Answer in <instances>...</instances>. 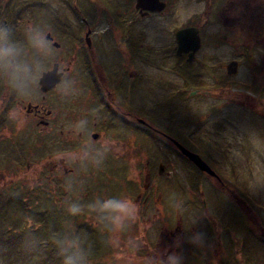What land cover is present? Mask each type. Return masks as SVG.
<instances>
[{
	"label": "flooded vegetation",
	"instance_id": "obj_1",
	"mask_svg": "<svg viewBox=\"0 0 264 264\" xmlns=\"http://www.w3.org/2000/svg\"><path fill=\"white\" fill-rule=\"evenodd\" d=\"M99 1L103 0H0V23L13 26L16 38L23 20L25 29L29 25L38 27L52 42V51L43 59L46 65L42 73L56 66L58 76L51 88L43 89L39 78L22 93L0 85V195L7 198L14 193L15 200H22V208L29 209L28 199L36 197L37 201L44 194L51 204L46 211L47 220H53L54 204L61 203L65 209L61 223L74 234L80 228L94 232L106 229L109 234L106 221L88 205L109 197L131 199L136 214L126 225L139 228L131 246L154 261L161 253L168 254L175 242H164L176 230L181 236L182 230L181 221H176L173 229H162L161 222L165 221L161 205L171 206L173 202L187 212L188 203L183 205L182 196L183 193L188 196V192L202 207L204 204V197H197L190 188L181 190L180 177L198 174L220 184L224 182L217 172L215 177L200 170L183 154L178 143L205 160L194 144L183 139L181 131L187 125L194 127L197 121L189 117L177 119L175 113L183 95L211 96L223 86L198 84V73L188 70V66L195 61L201 43L189 60V51L177 52L175 33L174 52L171 50L175 60L165 64V45L154 39L149 29L150 18L162 17L164 11L181 0H159L164 2V11L139 9L136 0H120L116 5L114 0H106L112 7L103 12ZM248 1L224 0L222 16L227 25L239 19L237 26L231 27L239 31L240 46L256 49L264 39V0H254V5ZM235 4H240L241 9ZM246 8L248 15L243 11ZM174 10L175 7L173 15ZM247 17L251 20L249 26L245 23ZM146 20L141 28H135ZM183 26H196L200 35L199 23L180 27ZM56 33L66 37L57 40ZM65 41V47L61 48ZM166 71L169 75L164 74ZM188 81L194 86H188ZM166 95L173 100L170 108L174 113L168 111L165 103H160ZM165 114L174 115V120ZM222 189L219 191L227 196L229 188ZM72 202L83 206L79 215L67 212ZM229 202L237 203L240 208L245 206L240 204L242 198L236 193ZM231 222L235 229L245 231L247 227L243 225L245 220ZM250 223L258 228L252 232L249 250L252 245H264V237L259 235L264 234V225L258 220L246 224ZM206 230L209 237L219 235L213 226ZM161 237L163 242L158 243ZM151 238L156 245L152 252ZM237 240V245L242 243L241 238ZM97 241L93 236L88 242ZM216 243L224 256L228 241L217 237ZM186 248L180 244L175 253H183ZM215 249L212 257L218 252ZM237 253L238 263L233 264H255L250 258L247 260L250 251L243 256ZM91 257H95L94 253ZM224 263L227 264L225 258Z\"/></svg>",
	"mask_w": 264,
	"mask_h": 264
},
{
	"label": "rangeland",
	"instance_id": "obj_2",
	"mask_svg": "<svg viewBox=\"0 0 264 264\" xmlns=\"http://www.w3.org/2000/svg\"><path fill=\"white\" fill-rule=\"evenodd\" d=\"M119 1L114 0L113 3L116 5ZM223 2L224 0H181L179 4L171 5L166 11L163 10L162 17L150 18L151 24L148 23L150 31L154 33V39L165 45V64L175 60L172 53L175 30L186 23H199L201 47L197 50L195 61L191 62L188 70L198 73L197 81L202 87L223 86L215 89L211 96L197 94L184 97L183 95L175 111L177 119L189 117L193 119L192 121H197L194 127L187 125L181 129L183 139L194 144L206 161L202 159L209 163L208 165L224 181L220 184L215 179L198 174L186 178L180 177L181 190L182 187H185V190L190 188L197 197L198 195L199 198L204 197L203 207L190 192L188 196L184 193L182 196L183 205L188 203L187 212L183 206L177 208L173 202L171 206L166 203L161 205V216L165 221L161 222L164 223L162 226L164 231L173 229L176 221L182 222L181 236L176 230L174 235L171 234V238L164 242L165 244L175 242L168 254L175 252L176 246L180 244L187 247L179 254L182 257V264H226L224 258L227 264L238 263L237 251L241 252L242 256L246 251H250L247 260L250 258L255 264H264V245H252L250 250L247 248L248 243L253 241L252 232L258 227L252 223L246 224L256 219L264 225V39L259 42L260 45L255 46L256 49L241 47L239 31L231 27V25L237 26L235 24H238L239 19L235 24L233 22L235 19L230 25L224 23ZM248 2L252 5L256 3L254 0ZM100 3L102 12L112 7L106 0ZM237 8L240 10L241 5H237ZM243 11L246 15L249 14L247 8ZM146 22L147 20L140 21L135 28H141ZM245 23L249 26L250 18L247 17ZM24 24L22 20L19 26L21 31L16 33L17 39H23ZM65 37L56 33L57 40H63ZM249 39L253 41V36ZM65 44L66 41L61 48L65 47ZM61 48L57 50V54L61 52ZM232 59L238 61V67L235 73L227 75L225 64ZM167 68L168 66L165 69ZM164 74L169 75L167 71ZM215 80L219 81L218 85L214 84ZM181 83L182 85L185 83L183 78ZM259 87L263 89L257 91ZM170 98L171 96L166 95L160 103H165L168 111L174 113L170 108V104L173 103ZM166 115L174 120V115ZM184 123L182 122V125ZM222 187L225 190L229 188L228 197L219 191L223 190ZM234 192L242 198L246 206L240 208L237 203L229 202L235 195ZM12 195L7 196L6 205L3 206L0 202V264H61L62 258L57 255L56 241L66 237H79L85 247L90 237H96V233L91 229L83 231L84 228H80V232L76 234L72 229L69 231L67 225L61 223L62 212L65 210L61 203L54 204L53 220L51 218L47 220L42 213L46 214L51 204L49 197L44 194L39 196L37 201L36 197L32 200L28 199L27 202L31 205L28 213H24L16 204L22 200H15L16 194ZM234 220L247 221L242 222L245 223L244 226L247 225L245 231L241 228L235 229L234 223L231 222ZM193 221L196 223L193 224ZM126 223L125 221L120 228H115L106 221L110 232L108 234L106 229L100 230L102 237L90 252L88 264H154L162 257L163 253L161 257L152 261L144 252L135 250L131 246V241L138 235L139 228L130 227ZM208 226H213L214 231L217 229L219 235L216 236L215 233L209 237L206 234ZM30 227L36 228L35 234H40L39 239L38 236L34 240L31 239L28 233ZM226 227L228 230L225 235ZM195 233L202 234L201 245L190 242L191 236ZM259 235L264 237L263 233ZM217 237L228 241L224 256L216 243ZM238 238L242 240L239 245L236 244ZM151 239L150 252L153 251V246L154 248L156 246L153 238ZM162 240L161 237L157 242L162 243ZM215 248L218 252L212 257L211 252L215 251ZM49 251L51 254L46 255ZM93 253L94 258L91 257Z\"/></svg>",
	"mask_w": 264,
	"mask_h": 264
},
{
	"label": "clouds",
	"instance_id": "obj_3",
	"mask_svg": "<svg viewBox=\"0 0 264 264\" xmlns=\"http://www.w3.org/2000/svg\"><path fill=\"white\" fill-rule=\"evenodd\" d=\"M51 48L52 42L38 27L29 25L24 29L21 40L16 38L13 26L0 23V85L22 93L29 84L39 80L43 71V59L50 53ZM88 208L115 228H120L136 214V205L127 198L97 199ZM82 211L81 204H68L67 212L70 215H79ZM190 242L201 245L202 234H193ZM56 244L58 255L62 258L61 264H88L90 253L79 237H66L56 241ZM154 264H182V257L173 252L163 255Z\"/></svg>",
	"mask_w": 264,
	"mask_h": 264
},
{
	"label": "water",
	"instance_id": "obj_4",
	"mask_svg": "<svg viewBox=\"0 0 264 264\" xmlns=\"http://www.w3.org/2000/svg\"><path fill=\"white\" fill-rule=\"evenodd\" d=\"M135 6L139 9L161 11L164 8V2L159 0H136ZM176 50L180 52H188V59L191 60L195 54V51L200 47V37L198 28L196 26H184L176 30ZM238 67V63L235 59L230 60L226 64V71L228 74L235 73ZM56 66L51 70L43 72L40 77V84L43 89L51 88L57 81L58 76L55 75ZM194 93V90L191 94ZM183 154H185L198 168L204 170L212 175H217L215 171L195 152L190 151L186 147L178 143Z\"/></svg>",
	"mask_w": 264,
	"mask_h": 264
},
{
	"label": "trees",
	"instance_id": "obj_5",
	"mask_svg": "<svg viewBox=\"0 0 264 264\" xmlns=\"http://www.w3.org/2000/svg\"><path fill=\"white\" fill-rule=\"evenodd\" d=\"M185 68H182V70H184ZM216 85L217 84H219V82H216L215 83ZM188 86H194V84L191 82H189L188 84H187ZM5 200H6V197H2L1 195H0V202H2V204H3V206L4 205H6V203H5ZM17 203H19V204H21V208L23 207L22 206V202H17ZM240 204H242V205H247L246 203H244V201L242 200V203H240ZM23 209V212L24 213H28L29 212V209H24V208H22ZM1 210V209H0ZM43 215H44V217L46 218V214L43 212L42 213ZM251 217H252V215H250ZM251 219V218H250ZM256 220V219H255ZM28 227V226H27ZM101 230V229H100ZM100 230H95V232L94 233H96V239L99 241V239L102 237V235H100L101 233H100ZM29 232V235H30V237H31V239H35L36 238V236H38V235H40V234H38V235H36L35 233H37L36 232V228L35 227H30L29 228V230H28ZM99 231V232H98ZM40 238V236H38V239ZM41 239H43V238H41ZM43 241V240H42ZM98 241L97 242H89V243H85V248H87L88 250H89V252H91L93 249H94V247L96 246V245H98ZM89 244L91 245V248L89 247ZM56 250H57V255H58V248H57V246H56ZM49 255V254H51V252L49 251L48 253H46V255Z\"/></svg>",
	"mask_w": 264,
	"mask_h": 264
}]
</instances>
